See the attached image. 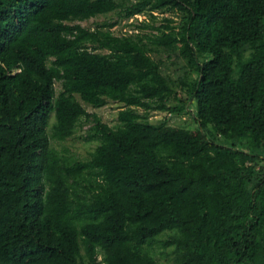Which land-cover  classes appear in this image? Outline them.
<instances>
[{
	"label": "trees",
	"instance_id": "obj_1",
	"mask_svg": "<svg viewBox=\"0 0 264 264\" xmlns=\"http://www.w3.org/2000/svg\"><path fill=\"white\" fill-rule=\"evenodd\" d=\"M167 11L181 22L150 24ZM114 12L149 19L78 24ZM109 102L115 128L84 106ZM83 119L99 145L69 160L51 143ZM156 246L171 264H264V0H0V264H159Z\"/></svg>",
	"mask_w": 264,
	"mask_h": 264
},
{
	"label": "rangeland",
	"instance_id": "obj_2",
	"mask_svg": "<svg viewBox=\"0 0 264 264\" xmlns=\"http://www.w3.org/2000/svg\"><path fill=\"white\" fill-rule=\"evenodd\" d=\"M157 20L155 23L150 22L152 26L159 27L160 25L164 24V18H171L175 21V25H178L181 20L182 16L179 15L176 12H170L167 11L165 13H158ZM149 19L148 16L142 15L141 19H134L131 21L121 19L118 12H114L108 15L104 16H97L95 18H92L90 20L80 22L81 26L88 28V29H95L99 26L107 25L115 23L116 25L111 29V31L117 35H134L137 33L136 26L142 23L143 21H147ZM145 33H157L156 31H153L152 29L148 28L144 30ZM251 49L248 48L245 52L244 56L245 59L250 56ZM153 57L156 60H159L162 62V71L169 75L173 80H175L177 83L187 81L186 80V69H185V62L178 57L175 53H166L163 50L160 51V53L153 55ZM205 60L209 59V57H204ZM176 92L181 95L184 94L182 87L179 85L175 88ZM61 92V85L60 83L56 84V94L58 95ZM176 100H173V103L176 104ZM86 110L89 113H95L97 114L104 123L108 124L109 126L115 128L119 125L118 120V114L121 110H123V106L119 103L115 102H109L105 107L95 109L91 106H88L84 104ZM167 117L169 119V122L171 125L181 128H187V129H196V125L193 119H191L189 116L183 115V116H169L164 113H152L151 116V122L155 123L163 118ZM54 122V119H51V125ZM93 123L91 121H87L83 119L81 121V126L78 127L75 135L64 141V142H58V141H52V147L56 148L58 152H60L62 155H64L69 160H75V161H86L90 159L91 153L94 152V150L98 147L99 142L96 140H87L89 136V129ZM50 133V131H49ZM221 142H223L220 139ZM229 145H233V142L228 143ZM170 234L163 235L159 238L161 242L166 241L169 238ZM171 248H163L162 246H156L154 250V256L159 262V264H171L170 263V254Z\"/></svg>",
	"mask_w": 264,
	"mask_h": 264
},
{
	"label": "built area",
	"instance_id": "obj_3",
	"mask_svg": "<svg viewBox=\"0 0 264 264\" xmlns=\"http://www.w3.org/2000/svg\"><path fill=\"white\" fill-rule=\"evenodd\" d=\"M155 15H158V13H154ZM142 15H139V16H135L134 18L131 19V21H133L135 18L136 19H141Z\"/></svg>",
	"mask_w": 264,
	"mask_h": 264
}]
</instances>
